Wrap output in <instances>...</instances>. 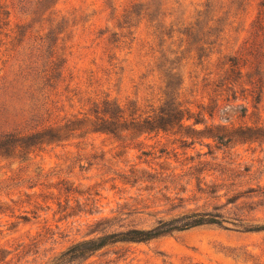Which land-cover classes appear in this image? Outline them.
Instances as JSON below:
<instances>
[{"label":"rangeland","instance_id":"rangeland-1","mask_svg":"<svg viewBox=\"0 0 264 264\" xmlns=\"http://www.w3.org/2000/svg\"><path fill=\"white\" fill-rule=\"evenodd\" d=\"M151 1L0 0V105H17L22 130L50 38L62 83L42 93L58 121L105 101L142 119L170 101L189 112L167 132L96 133L91 121L0 150V264H53L77 243L187 212L225 223L62 264H264V231H246L264 226V0ZM19 72L14 102L5 87Z\"/></svg>","mask_w":264,"mask_h":264},{"label":"trees","instance_id":"trees-1","mask_svg":"<svg viewBox=\"0 0 264 264\" xmlns=\"http://www.w3.org/2000/svg\"><path fill=\"white\" fill-rule=\"evenodd\" d=\"M157 0H152L155 3ZM150 5V2L147 3ZM51 15H54V13ZM163 20L158 23L160 29H165ZM161 33H164L162 31ZM53 39L43 47L36 49V61H33L34 68L31 70V130L25 131L21 129L23 121L22 112L18 110L16 104L5 101V105H0V129L4 126H11L9 131L0 133V150L14 147L16 144L21 146L34 147L39 143L45 144V140L53 142L61 138L60 134L66 131H73L77 126L85 125L94 121L98 125L96 133L115 134L117 128H124L127 123L135 125V127H143V133H151L154 131H169L167 128L173 126H183L185 120V112L181 110L180 105H175L170 101L165 103L166 108H160L158 114H153L142 119V114L137 116V110L124 109L121 106L105 101L103 103H94L89 113L79 118L78 115H71L62 120H57L54 111H51L53 102L51 101L52 93H42L43 89L59 86L62 83L63 70L61 68V57L57 48V43ZM41 64L39 67V62ZM28 83V78L23 72L16 74V78L7 83V91H14V102L21 101V88ZM56 90V88H55ZM2 99V97H1ZM0 99V102L2 100ZM54 110V109H52ZM155 113V112H153ZM45 116L47 118L45 119ZM53 116V118H51ZM92 117L94 120H92ZM190 119V117L188 118ZM34 123V126L32 124ZM42 140V141H41ZM41 141V142H40ZM225 221L219 214L187 212L182 213L171 219H161L155 227L145 229H130L111 234L103 235L93 239H89L71 246L66 252L56 258L53 264H62L63 262H72L80 259H86L97 251L116 243H145L174 233L187 231L202 226L217 225L223 226ZM248 232L264 231V226L251 227Z\"/></svg>","mask_w":264,"mask_h":264}]
</instances>
